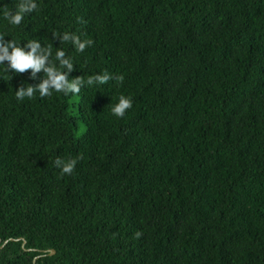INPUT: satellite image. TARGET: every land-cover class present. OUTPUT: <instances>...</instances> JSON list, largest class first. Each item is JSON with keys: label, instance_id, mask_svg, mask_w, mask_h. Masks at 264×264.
Here are the masks:
<instances>
[{"label": "trees", "instance_id": "trees-1", "mask_svg": "<svg viewBox=\"0 0 264 264\" xmlns=\"http://www.w3.org/2000/svg\"><path fill=\"white\" fill-rule=\"evenodd\" d=\"M18 2L5 40L124 79L17 100L44 73L0 64V264H264V0Z\"/></svg>", "mask_w": 264, "mask_h": 264}, {"label": "clouds", "instance_id": "clouds-1", "mask_svg": "<svg viewBox=\"0 0 264 264\" xmlns=\"http://www.w3.org/2000/svg\"><path fill=\"white\" fill-rule=\"evenodd\" d=\"M37 9L35 0H19L15 6V10L5 9L4 18L14 26L20 25L24 16ZM3 34H0V64L6 63V70L23 74L30 72V78L36 79L37 74L41 71L44 73L43 79L36 85H28L24 87L22 84L17 87L15 95L17 100L24 98L31 99L36 91L40 96H51L52 91L62 92L65 95L79 94L81 87L86 83L92 85L94 83L106 84L109 80L115 79L118 83H122L124 77L118 75L113 77L109 73L96 74L89 76L85 81L82 77L77 76L69 80V73L73 70L74 64L70 58H66L62 49L55 52V60L59 62V66L54 64L50 57L52 56L51 47H42L36 40H29L23 46L15 40H5ZM53 37H57L54 33ZM59 40L71 41L77 51L83 52L85 48L91 45V40H81L79 36L65 32L59 36ZM66 70V71H65ZM132 107V101L124 95H120L118 102L112 105L111 112L117 117H123L125 112ZM77 161L69 159L67 161L57 158L54 164L60 169L64 175H71L75 169Z\"/></svg>", "mask_w": 264, "mask_h": 264}, {"label": "rangeland", "instance_id": "rangeland-1", "mask_svg": "<svg viewBox=\"0 0 264 264\" xmlns=\"http://www.w3.org/2000/svg\"><path fill=\"white\" fill-rule=\"evenodd\" d=\"M73 100L76 101L77 98H74ZM83 129H84V126L79 122L77 129L74 131V135L78 136L83 131Z\"/></svg>", "mask_w": 264, "mask_h": 264}, {"label": "water", "instance_id": "water-1", "mask_svg": "<svg viewBox=\"0 0 264 264\" xmlns=\"http://www.w3.org/2000/svg\"><path fill=\"white\" fill-rule=\"evenodd\" d=\"M5 242H6V241H5ZM5 242H4V243H5ZM53 253H54V250H53V249H51V250H50V254H53Z\"/></svg>", "mask_w": 264, "mask_h": 264}]
</instances>
